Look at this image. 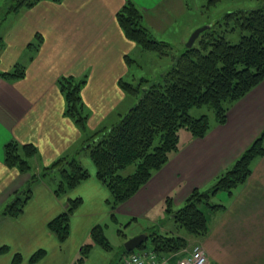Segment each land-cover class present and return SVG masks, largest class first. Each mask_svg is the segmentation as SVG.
Here are the masks:
<instances>
[{
	"label": "crops",
	"instance_id": "1",
	"mask_svg": "<svg viewBox=\"0 0 264 264\" xmlns=\"http://www.w3.org/2000/svg\"><path fill=\"white\" fill-rule=\"evenodd\" d=\"M127 1L40 0L10 21L0 46V264H75L88 244L89 252L79 264H108L112 246L102 225L106 219L117 225L135 222L137 232H147L163 220L167 207L176 210L194 189L210 187L264 128L262 81L231 105L226 122H214L205 136L182 129L178 149L170 153L168 161L112 208L110 191L97 177L95 162L83 145L87 135L114 124L134 101L120 85V80L129 77L127 57L140 51L117 19ZM131 1L144 12L145 24L163 38L147 16L153 18L156 9L169 0ZM36 38L40 43L31 47ZM16 64L24 65V76L10 79L1 75ZM61 76L85 78L81 95L90 133H84L66 114V99L58 85ZM12 140L37 148L29 157V171L7 165L5 145ZM64 155H75L90 172L67 194L55 192L56 176L31 180ZM29 185L31 195L22 212L3 214L16 192ZM77 196L82 202L71 215L68 237L61 240L48 223L65 211L69 198ZM214 200L224 207L208 210L209 231L199 240L207 264H264V154L254 160L244 183L232 191L219 190ZM96 225L102 226L107 247L94 241L91 232ZM174 225L171 220L162 229L178 233ZM118 232L125 235L123 229ZM125 252L123 246L120 264ZM177 254L171 263L175 264Z\"/></svg>",
	"mask_w": 264,
	"mask_h": 264
},
{
	"label": "trees",
	"instance_id": "2",
	"mask_svg": "<svg viewBox=\"0 0 264 264\" xmlns=\"http://www.w3.org/2000/svg\"><path fill=\"white\" fill-rule=\"evenodd\" d=\"M38 1L7 0V13H18ZM218 1L210 0L212 4ZM143 17L144 12L131 0L117 13L126 36L135 41L140 50L170 56L169 67L158 76H142L136 85L125 79L120 80L123 90L134 99L132 105L114 124L87 135L83 145L95 162L97 177L110 191L108 202L114 209L168 161L170 153L178 149L182 129L190 130L197 137L205 136L214 122H226L227 112L234 102L264 81V2L256 8L225 12L209 23L210 27L200 33L191 47L185 45L178 52L168 40L158 39ZM230 31H239V41L232 43L227 39L225 34ZM40 41L36 38L31 47L36 48ZM127 61L131 65L134 59L128 56ZM24 74L23 64H16L12 70L1 72L3 77L10 79L20 78ZM84 83L85 78L74 76H61L58 79L66 99V114L87 134V111L81 95ZM204 106L213 110L214 120L206 113L198 116L191 113L193 108ZM36 153L37 148L31 143L20 144L12 140L5 145L7 165L16 166L21 171L32 168L29 157ZM263 154L264 128L212 186L194 189L176 210L167 207V214L173 215L178 233L150 228L147 233L151 243L148 245L145 241L141 246L170 255L177 254L188 245V235L204 237L209 231L208 210L218 211L224 207L214 200V195L219 190L232 191L244 183L254 160ZM131 165L134 170L125 172ZM43 170L32 177L56 176L58 180L54 190L58 195L67 194L90 175L75 155L62 156L50 167H43ZM30 195L31 185L16 192L2 213L19 215ZM81 202L79 196L69 198L65 211L49 221V228L61 240L68 237L71 215ZM91 234L95 242L106 247L109 245L102 226H94ZM89 247L90 244L82 248L75 264L83 261Z\"/></svg>",
	"mask_w": 264,
	"mask_h": 264
},
{
	"label": "rangeland",
	"instance_id": "3",
	"mask_svg": "<svg viewBox=\"0 0 264 264\" xmlns=\"http://www.w3.org/2000/svg\"><path fill=\"white\" fill-rule=\"evenodd\" d=\"M263 2L264 0H220L216 4H212L210 0H169L161 7L156 9V15L153 18L147 16V20L150 21L153 30H155L157 34L164 36L163 38L158 37V39L168 40L178 52L185 47L189 36L198 27L220 18L225 12L237 9L256 8ZM6 5L7 0H0V46L3 42V36H5L7 31L10 29V21L15 20L16 16L18 15L17 12L8 14ZM144 18L145 15L143 17V21ZM155 36L157 37L156 34ZM225 36L229 41L235 43L239 41L241 34H239V31H230L227 32ZM129 56L134 59V62L130 66V71L128 74L129 77L127 81L133 82L135 85L140 81L139 79L142 76H148L152 78L158 76L161 71H165L169 67L168 64L170 56H160L154 51H134ZM191 113L195 116L206 113L210 119L214 120L215 118L213 110L210 108L208 109L206 106L202 108H193ZM50 166L51 165H49V167ZM133 170L134 166L131 165L128 169H126L125 172H131ZM42 171H44L43 168H41L38 173H42ZM31 180H34V178L31 177ZM217 197L219 198L220 195ZM171 220L173 221V218H168L166 214L162 221L157 222L151 228L165 231V229H162V225L166 224L168 221L170 222ZM122 222V224L117 225L115 221H113L111 218H108L102 223L105 234L108 237L110 245L112 246L110 249L112 250V258L108 264H120L121 260L119 257L121 255V250L124 246V243L128 238L136 235V233H139L137 232L139 224L134 222L132 225H124L127 221ZM119 229H123L125 235H120L118 232ZM188 237V245L179 251V255L180 253L184 254L191 250L194 245L200 244L199 240L201 238L189 235ZM145 243L150 245V239H147Z\"/></svg>",
	"mask_w": 264,
	"mask_h": 264
},
{
	"label": "built area",
	"instance_id": "4",
	"mask_svg": "<svg viewBox=\"0 0 264 264\" xmlns=\"http://www.w3.org/2000/svg\"><path fill=\"white\" fill-rule=\"evenodd\" d=\"M175 254H160L150 247H139L124 256L123 264H173L171 257ZM208 257L201 244L194 245L191 250L178 255L175 264H207Z\"/></svg>",
	"mask_w": 264,
	"mask_h": 264
},
{
	"label": "water",
	"instance_id": "5",
	"mask_svg": "<svg viewBox=\"0 0 264 264\" xmlns=\"http://www.w3.org/2000/svg\"><path fill=\"white\" fill-rule=\"evenodd\" d=\"M208 27H210L209 23L195 29L191 33V35L189 36V38L186 42V46L191 47L194 44L197 37L200 35V33ZM88 146H89V144L85 145V148H87ZM147 239H148L147 233H144V232L138 233V234L128 238L127 241L124 243V247H125L126 251H128V252L133 251L136 248H138L141 244H143Z\"/></svg>",
	"mask_w": 264,
	"mask_h": 264
}]
</instances>
